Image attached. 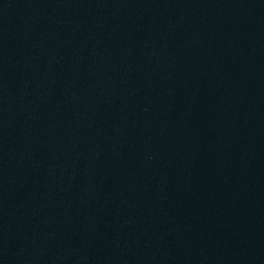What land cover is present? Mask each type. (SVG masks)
<instances>
[{
  "label": "water",
  "instance_id": "1",
  "mask_svg": "<svg viewBox=\"0 0 264 264\" xmlns=\"http://www.w3.org/2000/svg\"><path fill=\"white\" fill-rule=\"evenodd\" d=\"M0 264H264V0H0Z\"/></svg>",
  "mask_w": 264,
  "mask_h": 264
}]
</instances>
